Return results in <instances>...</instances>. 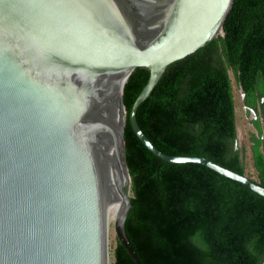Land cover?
<instances>
[{
	"label": "water",
	"instance_id": "95a60500",
	"mask_svg": "<svg viewBox=\"0 0 264 264\" xmlns=\"http://www.w3.org/2000/svg\"><path fill=\"white\" fill-rule=\"evenodd\" d=\"M234 0H0V264H108L109 221L135 264L123 90L150 77L130 112L143 144L170 163L137 112L168 67L223 36Z\"/></svg>",
	"mask_w": 264,
	"mask_h": 264
},
{
	"label": "trees",
	"instance_id": "16d2710c",
	"mask_svg": "<svg viewBox=\"0 0 264 264\" xmlns=\"http://www.w3.org/2000/svg\"><path fill=\"white\" fill-rule=\"evenodd\" d=\"M235 82L256 133L238 141ZM150 77L136 68L123 90L130 243L143 264H264V196L198 163H170L137 137L130 112ZM163 153L204 157L241 175L248 160L264 187V0H234L223 36L171 64L137 112ZM114 264H135L117 241Z\"/></svg>",
	"mask_w": 264,
	"mask_h": 264
},
{
	"label": "rangeland",
	"instance_id": "374dc122",
	"mask_svg": "<svg viewBox=\"0 0 264 264\" xmlns=\"http://www.w3.org/2000/svg\"><path fill=\"white\" fill-rule=\"evenodd\" d=\"M231 76L234 82V97L236 103V116H237V130H238V141L240 144H245L247 147L250 146L249 136L252 133H256V129L251 123L254 113H248L246 106L244 105V94L242 89L237 86L233 73ZM247 174L253 179L256 178L252 163L248 160ZM109 264H114V251L117 245V233L115 230V221L111 220L109 223Z\"/></svg>",
	"mask_w": 264,
	"mask_h": 264
},
{
	"label": "bare ground",
	"instance_id": "6f19581e",
	"mask_svg": "<svg viewBox=\"0 0 264 264\" xmlns=\"http://www.w3.org/2000/svg\"><path fill=\"white\" fill-rule=\"evenodd\" d=\"M110 223V221H109ZM108 238H109V228H108ZM108 259H109V239H108ZM108 264H109V260H108Z\"/></svg>",
	"mask_w": 264,
	"mask_h": 264
}]
</instances>
